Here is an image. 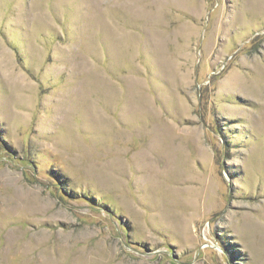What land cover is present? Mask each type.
<instances>
[{"label":"rangeland","instance_id":"374dc122","mask_svg":"<svg viewBox=\"0 0 264 264\" xmlns=\"http://www.w3.org/2000/svg\"><path fill=\"white\" fill-rule=\"evenodd\" d=\"M0 264H264V0H0Z\"/></svg>","mask_w":264,"mask_h":264}]
</instances>
